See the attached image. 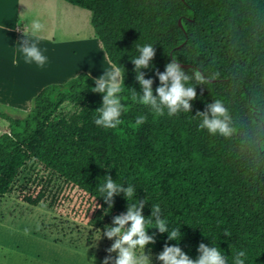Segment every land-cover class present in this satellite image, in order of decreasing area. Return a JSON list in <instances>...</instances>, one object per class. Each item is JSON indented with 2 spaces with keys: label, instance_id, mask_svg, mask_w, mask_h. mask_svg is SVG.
<instances>
[{
  "label": "trees",
  "instance_id": "1",
  "mask_svg": "<svg viewBox=\"0 0 264 264\" xmlns=\"http://www.w3.org/2000/svg\"><path fill=\"white\" fill-rule=\"evenodd\" d=\"M63 1L91 13L109 62L124 70V123L116 130L95 125L104 93L91 91L88 73L46 85L26 117L0 114L9 123L0 133V199L13 196L102 231L144 200L146 219L159 205L169 230L181 233L170 241L148 228L155 243L146 248L177 245L196 259L204 243L218 246L227 264L239 250L245 264H264V0ZM148 44L154 56L140 71L153 81L154 96L156 73L172 59L189 64L179 65L189 76L196 69L206 78L186 85L196 91L190 112L155 117L132 99L142 92L131 61ZM217 99L232 118L229 138L199 128L197 112ZM140 115L146 122L134 130ZM105 176L133 186L135 196L116 194L109 208L98 191Z\"/></svg>",
  "mask_w": 264,
  "mask_h": 264
},
{
  "label": "rangeland",
  "instance_id": "2",
  "mask_svg": "<svg viewBox=\"0 0 264 264\" xmlns=\"http://www.w3.org/2000/svg\"><path fill=\"white\" fill-rule=\"evenodd\" d=\"M21 11L26 26L32 20L44 25L30 39L37 42L48 61L43 68L25 63L15 49L13 55L22 61V78L11 85L13 94L0 90V114L12 118L27 116L38 86L63 83L81 72L95 79L112 66L95 37L88 10L63 0H23ZM8 55L12 56L11 51ZM0 65L1 76L12 72L7 60H0ZM8 130V121L0 117V133ZM113 242L114 238L109 240L102 230L77 220L25 204L13 196L0 199V264H103L108 256L112 257L109 264H113L117 254L107 252ZM144 252L151 254V264H162L156 259L160 252L146 247Z\"/></svg>",
  "mask_w": 264,
  "mask_h": 264
},
{
  "label": "clouds",
  "instance_id": "3",
  "mask_svg": "<svg viewBox=\"0 0 264 264\" xmlns=\"http://www.w3.org/2000/svg\"><path fill=\"white\" fill-rule=\"evenodd\" d=\"M44 29V25L39 20H32L31 24L23 32L24 39L19 49L25 63H35L36 66L43 68L47 62V57L43 55L36 41L28 37H36ZM140 55L133 59L134 72L138 81L141 93L136 92L132 99L142 105L148 106L155 117H160L167 112L169 117L177 115L180 111L190 112V101L196 98L194 86H186L193 79L197 84H205L206 78L200 71L193 69V76H189L181 69L176 59L166 64L163 73L157 72L160 86L155 89L156 95H153L151 79H145L142 68H148L149 61L154 56V47L151 44L138 47ZM218 75V74H217ZM124 70L113 64L103 75L95 78V87L91 89L94 93H104L101 107L95 112L97 116L94 119L95 125L103 129H118V126L124 123L120 119L125 110L121 103L120 93L123 91ZM210 114V115H209ZM196 116L202 118L199 124L200 129H206L210 135H219L223 138H229L234 129L231 127L232 118L229 109L220 99L214 100L207 105L205 112H197ZM146 116L140 115L135 119L134 124L130 125L134 130L146 122ZM105 183L99 186L98 191L109 208L113 206V196L123 193L126 200L135 196V189L131 185L122 187L117 184L110 176H105ZM145 206L144 200H138L136 203L128 204L125 214L117 215L113 218L114 226L105 225L103 235L114 242L107 249L108 253L115 252L117 255L113 264H151V254H145L146 245L155 243V235L147 234L148 228H155L159 233H167V239L170 241H179L181 238L180 228L169 230L165 219L160 216L161 209L159 205L151 207L150 215L146 217L142 214ZM148 225H154L149 227ZM228 235L227 232L224 233ZM140 249V252H137ZM196 259L190 258L177 245H168L163 247L162 252L157 254L156 259L162 264H227V258L222 254L218 246H206L200 243ZM246 252L239 250L234 253L232 264H245ZM112 257L104 259L103 264H109Z\"/></svg>",
  "mask_w": 264,
  "mask_h": 264
},
{
  "label": "crops",
  "instance_id": "4",
  "mask_svg": "<svg viewBox=\"0 0 264 264\" xmlns=\"http://www.w3.org/2000/svg\"><path fill=\"white\" fill-rule=\"evenodd\" d=\"M22 4L23 0H0V60H3V62L7 60L10 63L12 69V72L8 73L7 75L1 76L0 74V90L11 94H13L11 85L17 84L15 80L21 79L22 77L20 75L23 73L19 67V64L22 61L19 59V57H15L13 55L15 49L19 50L21 48V43L24 39L23 32L27 27L23 13L21 11ZM28 38L30 39V37ZM10 51L12 56L8 55ZM15 58H18L17 62ZM26 76L27 75L24 77ZM43 86H38V89H36L37 94L46 85L44 87ZM22 92L24 91L22 90L21 93ZM36 92L33 94H36Z\"/></svg>",
  "mask_w": 264,
  "mask_h": 264
},
{
  "label": "water",
  "instance_id": "5",
  "mask_svg": "<svg viewBox=\"0 0 264 264\" xmlns=\"http://www.w3.org/2000/svg\"><path fill=\"white\" fill-rule=\"evenodd\" d=\"M179 25H181V22L179 20ZM181 67H185V68H188V67H191L189 64H182V63H178Z\"/></svg>",
  "mask_w": 264,
  "mask_h": 264
},
{
  "label": "bare ground",
  "instance_id": "6",
  "mask_svg": "<svg viewBox=\"0 0 264 264\" xmlns=\"http://www.w3.org/2000/svg\"><path fill=\"white\" fill-rule=\"evenodd\" d=\"M44 48H42V50H43ZM43 52V51H42ZM44 55V54H43ZM84 57V56H83ZM84 59V58H83ZM48 61V60H47ZM47 67V66H46Z\"/></svg>",
  "mask_w": 264,
  "mask_h": 264
}]
</instances>
